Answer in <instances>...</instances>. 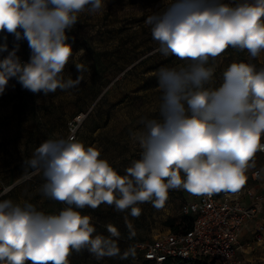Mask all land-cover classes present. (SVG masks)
Returning a JSON list of instances; mask_svg holds the SVG:
<instances>
[{"label": "clouds", "instance_id": "9594fccd", "mask_svg": "<svg viewBox=\"0 0 264 264\" xmlns=\"http://www.w3.org/2000/svg\"><path fill=\"white\" fill-rule=\"evenodd\" d=\"M105 6V0H0V95L13 78L45 96L79 86L84 64H74L76 79L63 77L73 56L67 32L82 13L99 14ZM145 23L156 51L177 63L158 69V116L132 133L140 158L121 176L96 146L72 135L43 141L24 165L42 172L44 197L66 206L45 214L26 200H0V264H69L72 252L84 250L98 261L127 259L118 232L94 236L91 217L77 209L106 203L138 217L137 204L162 208L169 190L211 197L245 185L255 153L264 151V67L233 62L219 84L216 73L229 47L246 50L250 61L264 52V0H161ZM7 34L28 42L27 62L17 55L19 43L9 50Z\"/></svg>", "mask_w": 264, "mask_h": 264}, {"label": "rangeland", "instance_id": "374dc122", "mask_svg": "<svg viewBox=\"0 0 264 264\" xmlns=\"http://www.w3.org/2000/svg\"><path fill=\"white\" fill-rule=\"evenodd\" d=\"M160 3L161 0H105L101 13L80 15V22L67 32L66 42L71 44L73 56L63 70L65 80L76 79L79 72L74 64H84L88 71L81 73L83 80L79 86L58 88L45 96L23 89L14 78L9 81L0 95V200L11 199L17 203L26 200L45 214L63 210L64 203L39 192L45 182L43 174L28 168L24 161L31 158L43 141L65 138L70 120L82 110L89 111V115L77 140L86 147L96 146L101 151L100 158L115 164L114 170L119 175H125L132 161L140 158L141 149L132 133L143 128L144 119L158 116L161 96L158 69L177 63L175 57L166 58L156 51L158 43L145 23L151 10ZM4 35L0 33V43L4 42ZM16 43L20 45L17 55L27 62L28 42H17L13 35L7 34L9 50ZM233 62H251L257 68L264 67V52L250 61L246 50L227 48L218 57L217 84L223 69ZM253 159L255 167L246 173L250 177L255 168L264 170V156L259 150ZM190 198L191 194L182 188L169 190L162 208L153 207L151 202L137 204L141 210L138 217L132 216L130 209L117 211L114 205L106 203L95 209L87 206L77 209L91 217L94 236L109 237V228H114L119 234L116 243L120 253L130 254L127 259L115 256L98 261L84 250L72 252L69 264H147L140 256L138 243L167 234L170 220L172 223L182 220L181 205ZM251 253L261 255L254 259L247 257L249 264H264V244L248 253L249 256Z\"/></svg>", "mask_w": 264, "mask_h": 264}, {"label": "built area", "instance_id": "2783aa9c", "mask_svg": "<svg viewBox=\"0 0 264 264\" xmlns=\"http://www.w3.org/2000/svg\"><path fill=\"white\" fill-rule=\"evenodd\" d=\"M88 114L89 111L82 112L70 122L69 135L77 138ZM260 152L264 156V151ZM263 173L264 170L257 167L252 172V178L257 181ZM191 196L180 210L183 216L193 217L192 226L184 231L176 233L170 230L154 239L140 241L138 248L142 257L154 264H164L169 259L208 264H246L240 255L241 232L264 209V194L255 188L242 186L235 193ZM263 240L264 225L261 224L257 228L256 241Z\"/></svg>", "mask_w": 264, "mask_h": 264}, {"label": "crops", "instance_id": "0c3cea01", "mask_svg": "<svg viewBox=\"0 0 264 264\" xmlns=\"http://www.w3.org/2000/svg\"><path fill=\"white\" fill-rule=\"evenodd\" d=\"M244 186L255 188L264 194V173H263L262 177L257 181H255L252 178V174H251V177H250V174H248L247 180H246V183ZM261 224L264 225V209L262 210V212L258 215V217L256 219L249 221L243 227V230L241 232L240 240L242 243V248L240 250V255L246 260V264H249V262H250L249 259H254V256H260L261 255V253H258V254H252L251 253V255H250L251 257H250L248 254L252 250L259 249L261 247V245L263 246V244H264V240L262 242H259V243L256 241L257 228ZM253 244H255V245H253ZM247 257H249V259Z\"/></svg>", "mask_w": 264, "mask_h": 264}, {"label": "trees", "instance_id": "16d2710c", "mask_svg": "<svg viewBox=\"0 0 264 264\" xmlns=\"http://www.w3.org/2000/svg\"><path fill=\"white\" fill-rule=\"evenodd\" d=\"M82 112H85V110H82V111H80L79 113H77V114H76V115L70 120V122H72L73 119H74L78 114H80V113H82ZM88 115H89V114H88ZM88 115L86 116V118L88 117ZM86 118L84 119L83 123L85 122ZM83 123L81 124V126H80V128H79V131H78V134H77V138H76V139L79 138V135H80V133H81V127H82ZM69 132H70V123H69V126H68V132H67V135L65 136V138L68 137ZM111 166H112L113 168L116 167L115 164H111ZM186 201H188V200H186ZM186 201H185V202H186ZM185 202H183V203H185ZM183 203H182V204H183ZM181 206H182V205H181ZM182 217H183V218H182L181 221H177V222H175V223H172V220H170L171 222H170L169 226H170V230H171L172 232H176V233H177V232H180V231H184V230H186V229H189V228L192 226V224H193V217H192V216H182ZM141 241H143V240H141ZM139 252H140V251H139ZM140 256H141L143 262H145V263H147V264H154V263H152V262H150V261L145 260V259L142 257L141 253H140ZM164 264H208V263L203 262V261L189 262V261H182V260H180V259H169V260L166 261Z\"/></svg>", "mask_w": 264, "mask_h": 264}]
</instances>
